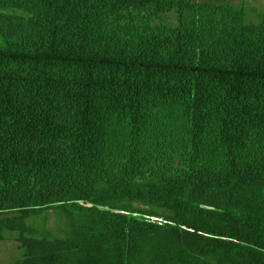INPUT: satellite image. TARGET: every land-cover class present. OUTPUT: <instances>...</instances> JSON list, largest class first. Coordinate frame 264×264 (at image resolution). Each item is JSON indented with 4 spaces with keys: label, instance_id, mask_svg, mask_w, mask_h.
<instances>
[{
    "label": "trees",
    "instance_id": "1",
    "mask_svg": "<svg viewBox=\"0 0 264 264\" xmlns=\"http://www.w3.org/2000/svg\"><path fill=\"white\" fill-rule=\"evenodd\" d=\"M253 1L0 0L15 264H264Z\"/></svg>",
    "mask_w": 264,
    "mask_h": 264
},
{
    "label": "rangeland",
    "instance_id": "2",
    "mask_svg": "<svg viewBox=\"0 0 264 264\" xmlns=\"http://www.w3.org/2000/svg\"><path fill=\"white\" fill-rule=\"evenodd\" d=\"M239 1L240 0H235L236 3H238ZM253 3L256 6H260V7L264 6V0H254ZM241 5H243L246 9L251 11L255 9L254 6L249 5L248 3L240 4L239 6ZM262 12H264V10H262ZM250 15L251 13L248 14V16ZM246 18H248L247 15ZM19 255L20 254H19L17 241H11V240L0 241V264H15V261L19 257Z\"/></svg>",
    "mask_w": 264,
    "mask_h": 264
}]
</instances>
